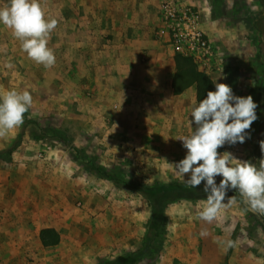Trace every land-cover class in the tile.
<instances>
[{
  "label": "rangeland",
  "instance_id": "rangeland-1",
  "mask_svg": "<svg viewBox=\"0 0 264 264\" xmlns=\"http://www.w3.org/2000/svg\"><path fill=\"white\" fill-rule=\"evenodd\" d=\"M201 1L209 9L201 25L215 56L210 66L200 68L214 78L220 97L216 106L195 105L188 116L184 114L188 136L195 115L200 117L195 125L202 133L200 144L187 146L184 153L183 148L165 147L163 141L152 146L127 143L118 135L107 137L110 124L78 127L66 121L65 111L42 109V102L31 95L23 97L14 89L9 95L4 86L7 55L17 58L20 51L18 40L12 46L10 41L24 36L28 26L37 38L32 49L49 58L57 42L59 18L55 0H0V110L4 111L0 112V151L21 137L10 156L0 154V264H101L120 258L142 247L151 216L147 198L133 186L215 184L244 167L257 148L264 157V0ZM152 114L156 112L147 116ZM57 173L70 181L65 190L60 188L59 207L51 196L60 191ZM32 178L41 184L36 186ZM73 182L77 189L71 187ZM260 186L264 195V179ZM37 201L41 202L38 217ZM196 203L202 233L210 222L215 233L227 238L229 248L239 246L251 251L256 262L264 260L259 218L239 200L223 197L169 204L159 244L137 264H160L170 248L203 243L202 239L182 242L176 237L181 229L169 221L180 219V210ZM53 223L59 224L62 240L57 247H43L35 231ZM20 244L22 250H16Z\"/></svg>",
  "mask_w": 264,
  "mask_h": 264
},
{
  "label": "crops",
  "instance_id": "crops-1",
  "mask_svg": "<svg viewBox=\"0 0 264 264\" xmlns=\"http://www.w3.org/2000/svg\"><path fill=\"white\" fill-rule=\"evenodd\" d=\"M181 1L198 7L202 21L206 20L209 9L205 2ZM55 2V16L59 18L57 42H53L49 58L32 49L37 38L29 33L28 26L24 28V36L21 34L10 41L9 46H12L18 40L20 51L17 58L7 55L9 65L4 69V86L9 95L12 89L23 97L31 95L36 102H42V109L65 111L66 121L78 127L101 128L110 124L112 129H107V137L118 135L127 143L155 146L163 141L165 147L183 148L184 153L187 146L200 144L202 133L195 125L200 117L193 116L195 124L189 130L192 134L189 137L184 114L188 116L187 112L195 105L204 104L197 103L194 86L180 95L173 93L176 53L167 38L156 37L161 25L160 0H62V9L60 0ZM190 91L192 99L188 101ZM153 111L156 114L148 117L147 113L150 116ZM112 131L115 134H111ZM183 143L185 146L179 148ZM66 177L62 173L56 175L60 191L51 195L56 207L60 206V188L65 187V190L70 185ZM31 181L36 182V186L41 184L37 178ZM73 183L71 187L77 189L74 186L77 182ZM82 190L79 191L86 193ZM196 204L181 209L180 219L170 217L169 221L181 229L176 237L182 242L202 239L203 243L198 247L170 248L160 264H264L261 258L256 262L249 250L244 251L239 246L229 248L227 238L215 233L212 223L206 222L207 229L202 233L203 222L198 217L200 204ZM40 205L37 201L34 206L36 217ZM219 226H225V222ZM47 227L58 232L60 229L57 223L42 226L35 231L37 238L40 230ZM14 248L22 250V244Z\"/></svg>",
  "mask_w": 264,
  "mask_h": 264
},
{
  "label": "trees",
  "instance_id": "trees-1",
  "mask_svg": "<svg viewBox=\"0 0 264 264\" xmlns=\"http://www.w3.org/2000/svg\"><path fill=\"white\" fill-rule=\"evenodd\" d=\"M175 73L172 89L175 95H180L190 87H195L196 101L199 104L214 105L219 101V91L214 79L201 70L193 57L176 53L174 57ZM0 104H2L0 99ZM1 113L4 111L0 110ZM21 142L19 137L9 148L1 150L0 154L10 156ZM264 179V157L257 148L255 154L247 164L232 174L226 175L215 184L187 185L180 183H157L144 186L141 183L133 186L143 194L151 208V216L146 229L142 247L120 258L101 264H137L152 254L154 246L159 241L166 226L165 210L169 204L181 201H208L223 197H233L241 202L245 192L251 205L261 208L262 213L257 216L264 229V195L260 183ZM39 240L43 247H54L60 243L59 232L47 227L40 230Z\"/></svg>",
  "mask_w": 264,
  "mask_h": 264
},
{
  "label": "built area",
  "instance_id": "built-area-1",
  "mask_svg": "<svg viewBox=\"0 0 264 264\" xmlns=\"http://www.w3.org/2000/svg\"><path fill=\"white\" fill-rule=\"evenodd\" d=\"M158 13L161 25L156 37L167 38L175 53L193 57L199 67L210 66L215 50L202 28L199 10L181 0H160Z\"/></svg>",
  "mask_w": 264,
  "mask_h": 264
},
{
  "label": "water",
  "instance_id": "water-1",
  "mask_svg": "<svg viewBox=\"0 0 264 264\" xmlns=\"http://www.w3.org/2000/svg\"><path fill=\"white\" fill-rule=\"evenodd\" d=\"M241 203L243 204V206L246 208V210L256 216H259L262 213V209L258 208L255 209L250 202L249 197L247 196V194L244 192L241 198Z\"/></svg>",
  "mask_w": 264,
  "mask_h": 264
}]
</instances>
